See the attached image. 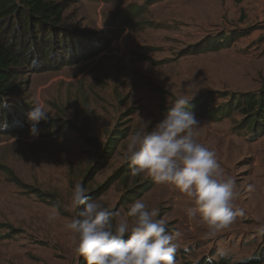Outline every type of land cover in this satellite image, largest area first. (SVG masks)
<instances>
[{"label":"rangeland","instance_id":"374dc122","mask_svg":"<svg viewBox=\"0 0 264 264\" xmlns=\"http://www.w3.org/2000/svg\"><path fill=\"white\" fill-rule=\"evenodd\" d=\"M57 1L67 3L65 26L77 49H105L52 67L38 55L19 69L17 91L6 99L11 118L0 120V264H78L75 234L65 227L76 215V183L122 217L137 199L157 209L169 232L180 233L175 264L264 257V134L238 127L237 111L216 115L233 94L264 87V0ZM65 53L58 49L54 61ZM181 95H195L186 110L200 122L197 139L235 180L234 207L243 210L214 236L187 216L189 197L133 176L126 160L143 120L152 131ZM35 101L52 114L38 137L28 121Z\"/></svg>","mask_w":264,"mask_h":264},{"label":"clouds","instance_id":"9594fccd","mask_svg":"<svg viewBox=\"0 0 264 264\" xmlns=\"http://www.w3.org/2000/svg\"><path fill=\"white\" fill-rule=\"evenodd\" d=\"M192 96H177L164 118L149 131L143 123L126 144V160L133 176H150L157 184L174 185L191 199L189 218H199L208 234L227 229L243 210L234 207L235 180L224 174L216 153L197 139L199 121L186 110ZM28 114L30 134L38 137L41 121L52 116L39 101ZM54 205L47 219L56 220ZM70 208L76 215L65 227L75 234V251L87 264H175L179 232H169L167 221L143 199L133 201L126 217L88 195L76 183ZM264 232V227L261 228Z\"/></svg>","mask_w":264,"mask_h":264},{"label":"trees","instance_id":"16d2710c","mask_svg":"<svg viewBox=\"0 0 264 264\" xmlns=\"http://www.w3.org/2000/svg\"><path fill=\"white\" fill-rule=\"evenodd\" d=\"M234 1L238 4L242 2V0ZM66 5L65 1L57 0H0V120H4L3 117L6 120L11 118L8 110L14 106L11 101L6 104V99L7 97L11 99L17 91L15 80L20 74L19 69L35 62L38 55H42L43 60H47V64L44 61H40V64L52 67V64L62 62L66 58L68 62L85 61L105 49L94 51V46L91 45H82V48L77 49L73 33L65 26ZM58 49L66 51L69 56L65 53L64 56L67 57L54 61V52ZM82 51L86 52L77 57ZM227 103L216 108V115L230 116L237 111L242 116L238 127L248 130L255 138L264 134V87L257 92L233 94ZM27 107L32 108L29 105ZM27 107H25L26 111H28ZM147 187L150 189V186ZM262 263H264L263 256H254L236 262L224 256H220L219 259L206 256L193 264ZM78 264H87L81 255Z\"/></svg>","mask_w":264,"mask_h":264}]
</instances>
